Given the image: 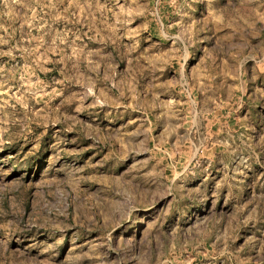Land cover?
I'll list each match as a JSON object with an SVG mask.
<instances>
[{
    "label": "rangeland",
    "instance_id": "obj_1",
    "mask_svg": "<svg viewBox=\"0 0 264 264\" xmlns=\"http://www.w3.org/2000/svg\"><path fill=\"white\" fill-rule=\"evenodd\" d=\"M0 264H264V0H0Z\"/></svg>",
    "mask_w": 264,
    "mask_h": 264
}]
</instances>
